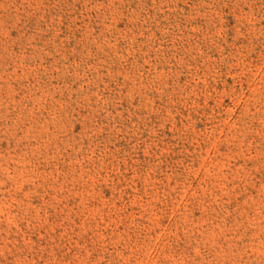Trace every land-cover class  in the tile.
<instances>
[{
  "label": "rangeland",
  "instance_id": "obj_1",
  "mask_svg": "<svg viewBox=\"0 0 264 264\" xmlns=\"http://www.w3.org/2000/svg\"><path fill=\"white\" fill-rule=\"evenodd\" d=\"M0 264H264V0H0Z\"/></svg>",
  "mask_w": 264,
  "mask_h": 264
}]
</instances>
